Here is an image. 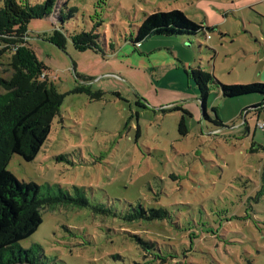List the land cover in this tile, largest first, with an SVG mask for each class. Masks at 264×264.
<instances>
[{"label":"rangeland","instance_id":"374dc122","mask_svg":"<svg viewBox=\"0 0 264 264\" xmlns=\"http://www.w3.org/2000/svg\"><path fill=\"white\" fill-rule=\"evenodd\" d=\"M71 8L63 32L99 24L115 52L77 51L68 38L61 49L46 37L49 19L30 22L25 40L63 100L39 152L11 155L7 169L43 194L61 189L89 205L43 210L20 245L41 248L36 264H264V111L240 116L262 96L227 98L211 84L206 120L187 75L201 68L227 85L264 83V0H67L62 11ZM173 9L209 30L128 41L144 14ZM7 55L0 80L12 73ZM139 206L167 217L129 221Z\"/></svg>","mask_w":264,"mask_h":264},{"label":"trees","instance_id":"16d2710c","mask_svg":"<svg viewBox=\"0 0 264 264\" xmlns=\"http://www.w3.org/2000/svg\"><path fill=\"white\" fill-rule=\"evenodd\" d=\"M66 3L67 0H42L32 5L30 0H0V42L5 45L0 49V60L7 51L6 65L12 71L7 79L0 80V87L4 90L0 94V264H36L41 248L38 245L34 249L24 248L20 241L33 234L41 224L43 210H52L59 205L77 208L89 205L83 196L74 198L61 189L55 194H43L39 185L21 183L7 169L11 155L18 154L25 161H30L39 152L47 140L52 120L59 115L63 100V94L48 80L43 63L38 61L34 50L25 40L30 22L49 19L52 31L46 37L61 49H64L68 38L77 51L91 50L103 55L107 50L110 54L115 52V44L106 41L105 36L95 31L99 24L90 31H75L66 35L58 23L63 24L74 11L71 8L64 13L62 6H66ZM205 30L209 28L189 18L182 10L155 11L144 14L134 37L130 36L128 41L136 48L154 36H190ZM187 75L195 83L202 115L206 120V102L210 86L214 83L220 87L223 97L262 96L256 97L258 101L253 102L255 104L241 110V119L243 112L246 115L251 110L257 113L264 111V83L227 85L201 68L191 69ZM211 110L217 127L221 125L218 114L214 107ZM183 111L178 130L185 134V116L190 114ZM166 217L165 209L146 211L141 206L128 215L129 221L164 220ZM138 242L150 245L141 239Z\"/></svg>","mask_w":264,"mask_h":264},{"label":"crops","instance_id":"0c3cea01","mask_svg":"<svg viewBox=\"0 0 264 264\" xmlns=\"http://www.w3.org/2000/svg\"><path fill=\"white\" fill-rule=\"evenodd\" d=\"M151 38H152V37H151ZM151 38L146 39L144 42H142V43L139 44L138 46L144 44L147 40H149V39H151ZM198 101H199V96H198ZM199 102H200V101H199ZM249 105H250V104H249ZM201 111H202V109H201ZM235 116H236V114H234V116H232V120L235 119ZM219 119H220V118H219ZM246 130L249 131V127H248V124H247V123H246ZM249 151H252V150L250 149Z\"/></svg>","mask_w":264,"mask_h":264},{"label":"built area","instance_id":"2783aa9c","mask_svg":"<svg viewBox=\"0 0 264 264\" xmlns=\"http://www.w3.org/2000/svg\"><path fill=\"white\" fill-rule=\"evenodd\" d=\"M260 128H264V122L260 123Z\"/></svg>","mask_w":264,"mask_h":264}]
</instances>
